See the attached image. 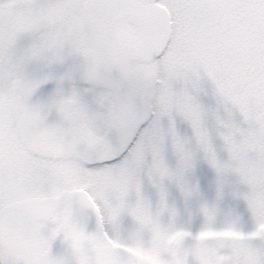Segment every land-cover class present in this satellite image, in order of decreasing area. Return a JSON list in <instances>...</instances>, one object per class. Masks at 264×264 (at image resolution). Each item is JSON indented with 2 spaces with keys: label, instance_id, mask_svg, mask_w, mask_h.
Wrapping results in <instances>:
<instances>
[{
  "label": "snow or ice",
  "instance_id": "snow-or-ice-1",
  "mask_svg": "<svg viewBox=\"0 0 264 264\" xmlns=\"http://www.w3.org/2000/svg\"><path fill=\"white\" fill-rule=\"evenodd\" d=\"M0 264H264V0H0Z\"/></svg>",
  "mask_w": 264,
  "mask_h": 264
}]
</instances>
